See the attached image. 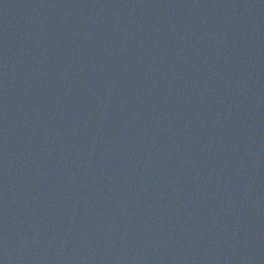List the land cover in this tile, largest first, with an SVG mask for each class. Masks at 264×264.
I'll return each instance as SVG.
<instances>
[{
	"label": "water",
	"instance_id": "1",
	"mask_svg": "<svg viewBox=\"0 0 264 264\" xmlns=\"http://www.w3.org/2000/svg\"><path fill=\"white\" fill-rule=\"evenodd\" d=\"M0 264H264V0H0Z\"/></svg>",
	"mask_w": 264,
	"mask_h": 264
}]
</instances>
